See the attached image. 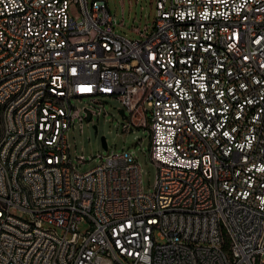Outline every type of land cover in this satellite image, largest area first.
Listing matches in <instances>:
<instances>
[{
  "label": "built area",
  "instance_id": "obj_1",
  "mask_svg": "<svg viewBox=\"0 0 264 264\" xmlns=\"http://www.w3.org/2000/svg\"><path fill=\"white\" fill-rule=\"evenodd\" d=\"M116 23L104 0H0V103L28 86L0 118V264H264V0H156L134 40ZM65 95L81 124L113 99L148 129L151 191L127 149L72 166Z\"/></svg>",
  "mask_w": 264,
  "mask_h": 264
},
{
  "label": "rangeland",
  "instance_id": "obj_2",
  "mask_svg": "<svg viewBox=\"0 0 264 264\" xmlns=\"http://www.w3.org/2000/svg\"><path fill=\"white\" fill-rule=\"evenodd\" d=\"M91 2V0H88ZM111 14L116 18L117 25L114 27L116 34L130 40L139 38L137 32L144 33L148 28H153L156 20V0H104ZM103 111L105 114L94 117L88 121L84 119L83 124L78 119L74 120V126L67 131V142L70 148V157L77 170L85 173L98 164V156H104L108 151H121L127 149L135 157L141 169L142 186L145 192L151 191L155 182L156 170L149 160L150 139L148 129H134L131 133L123 131L122 126L128 124L120 115V104L116 100L105 101ZM72 106L79 110L80 116L84 118L83 110L88 108L89 101L74 100ZM102 138L105 139L108 149L102 145ZM83 156L85 163L78 165L77 160ZM11 214L29 220L26 213L12 209ZM45 228H51L46 226ZM53 229V228H52ZM55 229V228H54ZM89 229L87 221L77 226L80 233ZM59 235L64 232L56 228ZM111 261H113L110 258ZM264 262V256L261 258Z\"/></svg>",
  "mask_w": 264,
  "mask_h": 264
},
{
  "label": "bare ground",
  "instance_id": "obj_3",
  "mask_svg": "<svg viewBox=\"0 0 264 264\" xmlns=\"http://www.w3.org/2000/svg\"><path fill=\"white\" fill-rule=\"evenodd\" d=\"M23 93H28V86H21V93H12L10 98H5L3 102L0 103V118H5L12 109V101L23 100ZM74 100H81L79 95H65V102L71 103ZM47 105H56V98H47ZM72 110H77L72 106ZM72 128L74 126V120L78 119L80 121V113L78 111H71ZM1 130H8V121H1ZM10 140V133L0 134V151L1 143H7ZM78 165H83L85 163V158H79L77 160ZM74 168L77 165H74ZM94 169V168H93ZM3 170H10V163H3ZM97 174H106V166L103 164L96 165ZM81 174H88V171ZM4 184H6L7 189H14V172H7L6 177H4ZM17 186L21 192H24L26 197L27 205H34V196H32V188L29 180L17 179ZM96 200H103V192H96ZM109 258L113 261H118V250H110ZM190 263H199L198 251H190Z\"/></svg>",
  "mask_w": 264,
  "mask_h": 264
},
{
  "label": "water",
  "instance_id": "obj_4",
  "mask_svg": "<svg viewBox=\"0 0 264 264\" xmlns=\"http://www.w3.org/2000/svg\"><path fill=\"white\" fill-rule=\"evenodd\" d=\"M119 112H120L121 117H122V118H125V114H124V112H123L122 110H120ZM87 120H90V118L87 117ZM102 145H103V147H104L105 149L107 148L106 141H105L104 138H102Z\"/></svg>",
  "mask_w": 264,
  "mask_h": 264
}]
</instances>
